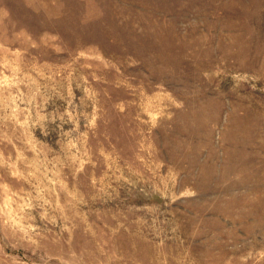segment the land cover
I'll list each match as a JSON object with an SVG mask.
<instances>
[{
    "label": "rangeland",
    "instance_id": "374dc122",
    "mask_svg": "<svg viewBox=\"0 0 264 264\" xmlns=\"http://www.w3.org/2000/svg\"><path fill=\"white\" fill-rule=\"evenodd\" d=\"M0 264H264V0H0Z\"/></svg>",
    "mask_w": 264,
    "mask_h": 264
}]
</instances>
